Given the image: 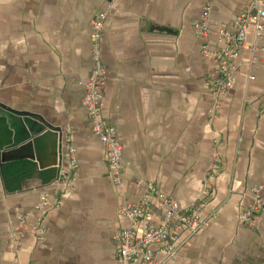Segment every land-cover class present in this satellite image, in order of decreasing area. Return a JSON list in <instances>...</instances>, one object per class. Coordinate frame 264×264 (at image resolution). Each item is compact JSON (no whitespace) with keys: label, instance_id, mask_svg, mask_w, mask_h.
<instances>
[{"label":"crops","instance_id":"obj_1","mask_svg":"<svg viewBox=\"0 0 264 264\" xmlns=\"http://www.w3.org/2000/svg\"><path fill=\"white\" fill-rule=\"evenodd\" d=\"M245 3L0 0V105L41 120L46 135L28 145L17 133L10 147L14 132L0 116V264H116L112 235L128 226L120 209L145 182L181 208L203 201L206 226L182 232L171 264H264V208L255 227L238 221L253 190H264V37L248 29L250 49L234 57L233 86L216 110L208 84L216 64L201 52L224 46L219 30ZM98 12L106 14L101 107L122 143V189L82 105ZM70 149L76 181L64 192L52 183L68 169ZM42 192L51 206L36 211ZM39 226L40 242L31 229Z\"/></svg>","mask_w":264,"mask_h":264},{"label":"built area","instance_id":"obj_2","mask_svg":"<svg viewBox=\"0 0 264 264\" xmlns=\"http://www.w3.org/2000/svg\"><path fill=\"white\" fill-rule=\"evenodd\" d=\"M105 12H98L91 23V71L85 86L82 105L90 121L91 131L105 151L107 173L112 183L119 189L124 187L122 173V143L116 128L104 115L101 107L102 90L104 85L105 67L101 57L100 44L104 29ZM208 8L203 11V19L196 26L197 36L204 39L209 34ZM253 28L256 39L264 37V0H246L242 12L229 27L219 30V37L224 46L211 51L206 45L202 46V54L211 58L216 64L213 78H210L211 109H218L229 89L233 86L235 67L234 57L242 51L249 50L247 32ZM252 79V77H250ZM69 150V167L59 171L58 178L52 183L63 188L64 192L72 190L76 181V164ZM213 168H217L214 164ZM210 186L205 185L204 192L209 193ZM252 204L239 213V224L253 228L258 223L260 211L264 208V190H253ZM155 202L154 209L151 208ZM51 206L47 195L42 192L35 210ZM55 207L58 204L53 205ZM203 201L187 208H181L175 201L166 197L153 183L145 182L143 192L133 203H125L120 214L126 218L128 226L114 232L112 240L116 255V264H171L177 258L179 241L182 232L189 236L195 235L207 224L200 217ZM24 224L23 217H18ZM36 232L38 242L44 238L43 227H32ZM16 242V241H15ZM15 245H17L15 243Z\"/></svg>","mask_w":264,"mask_h":264},{"label":"water","instance_id":"obj_3","mask_svg":"<svg viewBox=\"0 0 264 264\" xmlns=\"http://www.w3.org/2000/svg\"><path fill=\"white\" fill-rule=\"evenodd\" d=\"M0 109L3 110L0 116H4L7 119V123L10 124V129L14 132L10 147L21 141V137H18L17 133H21L20 135H22L23 140L28 141V145L36 144V142L46 136L39 135L41 130L44 129V123L41 120L34 118L26 112H14L1 105Z\"/></svg>","mask_w":264,"mask_h":264},{"label":"trees","instance_id":"obj_4","mask_svg":"<svg viewBox=\"0 0 264 264\" xmlns=\"http://www.w3.org/2000/svg\"><path fill=\"white\" fill-rule=\"evenodd\" d=\"M3 130L5 132L7 131L4 126H3ZM17 170H18V167H17V164H15V165L12 166L11 171H9L10 173L8 175L11 176L12 178H16L18 176ZM6 183L9 184L10 181L8 180V182H6Z\"/></svg>","mask_w":264,"mask_h":264}]
</instances>
